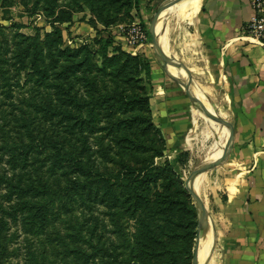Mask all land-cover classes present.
I'll use <instances>...</instances> for the list:
<instances>
[{"label": "rangeland", "instance_id": "obj_1", "mask_svg": "<svg viewBox=\"0 0 264 264\" xmlns=\"http://www.w3.org/2000/svg\"><path fill=\"white\" fill-rule=\"evenodd\" d=\"M132 10L0 0V264H193L204 159L153 124L149 66L120 39Z\"/></svg>", "mask_w": 264, "mask_h": 264}, {"label": "crops", "instance_id": "obj_2", "mask_svg": "<svg viewBox=\"0 0 264 264\" xmlns=\"http://www.w3.org/2000/svg\"><path fill=\"white\" fill-rule=\"evenodd\" d=\"M171 2L141 0L140 19L132 10L133 24L150 30L137 52L149 66L153 124L169 152L191 160L206 162L231 138L200 171L197 193L211 221L201 264H264V49L244 33L250 0H178L172 8L162 38L189 94L155 43Z\"/></svg>", "mask_w": 264, "mask_h": 264}, {"label": "built area", "instance_id": "obj_3", "mask_svg": "<svg viewBox=\"0 0 264 264\" xmlns=\"http://www.w3.org/2000/svg\"><path fill=\"white\" fill-rule=\"evenodd\" d=\"M252 6V18L244 28V33L251 39L254 45L264 49V0H250ZM121 40L125 47L134 52L146 47L147 35L140 24H133L121 34Z\"/></svg>", "mask_w": 264, "mask_h": 264}, {"label": "water", "instance_id": "obj_4", "mask_svg": "<svg viewBox=\"0 0 264 264\" xmlns=\"http://www.w3.org/2000/svg\"><path fill=\"white\" fill-rule=\"evenodd\" d=\"M177 1H178V0H172V2L169 4L168 8L166 9V11H165V13H164V17H163L162 22H161V27H160V29L158 30L157 34H156L155 43L159 44L162 48L164 47L163 44L161 43L162 33H163V30H164L165 24H166V22H167V19H168V17H169V14L171 13L172 8L174 7V5L176 4ZM163 50H164V52H165V55H166V57H167L169 63H170L173 67H175V68H177V69L179 70L180 75H181L182 85H183V87L185 88V91L188 93V90H187V88H186V86H185V74H184L183 69L181 68V66H180L179 64L175 63V62L171 59V57H170L169 54L167 53V50H165V49H163ZM188 94H189V93H188ZM190 96H191V95H190ZM190 98L192 99V97H190ZM192 100H193V99H192ZM193 102H194V101H193ZM227 126H228V128H229V130H230V133H231V131H232V130H231V127H230L228 124H227ZM230 141H231V138L228 140V142L226 143V145L221 149V153H222V152H223V151L229 146ZM211 160H212V159H206V160H205L206 162H203V163H202V164L196 169V173H195V175H197V173H198L199 171H201V169H202V167L204 166V164L210 162ZM195 175H194V176H195ZM186 188H187L188 192H189V193L195 198L196 203H197V205H198V207H199V210H200L201 214L205 217V221H206V241H205L204 244H203V249H205L206 246H207V237H208V235L210 234V231H211V221H210V218H209V214H208V212H207L205 206H204V205L200 202V200L198 199V196H197V194L195 193V191L190 187V183H189V182L186 184ZM193 264H199V256H198V253H197V255H196L195 259H194Z\"/></svg>", "mask_w": 264, "mask_h": 264}, {"label": "trees", "instance_id": "obj_5", "mask_svg": "<svg viewBox=\"0 0 264 264\" xmlns=\"http://www.w3.org/2000/svg\"><path fill=\"white\" fill-rule=\"evenodd\" d=\"M127 2L129 3V4H131L132 6H133V9L136 11V13H137V17H139V19H140V11H141V0H127ZM140 25L144 28V30H145V32H146V35H147V39H149L150 40V38H151V36H150V30L148 29V27H147V25L144 23V22H141L140 23ZM26 40H28V39H25V41ZM32 42H34V41H32ZM37 44H39V41L37 42ZM36 54V53H35ZM5 73V72H4ZM3 84H5L6 85V81H4V83H2L1 84V89H4V85ZM158 130V129H157ZM158 133H159V131H158ZM160 135V134H159ZM161 136V135H160ZM18 147V146H17ZM22 148V147H21ZM18 149V148H17ZM16 150V149H15ZM14 151V150H13ZM24 170V168L22 169V171ZM131 172H134V171H132V170H130ZM24 177H25V179H24V181L23 182H25L26 181V174L24 175ZM6 185H5V187H8V185H10L11 183H14V181L13 180H4L3 181ZM29 193V192H28ZM34 194V192L33 193H30V195H33ZM26 198H28L29 199V201L27 200L26 201V203L24 204V206H23V209L24 210H26V211H28L27 212V214L29 213H34V215H33V217H34V221L36 222V224L37 223H39V224H41V225H43V221H44V214H46V210L45 209H40L39 211H35V208L34 207H32V201H35L36 202V200L35 199H37V198H39V197H37V195L36 194H34L32 197L31 196H27V194H26ZM25 198V199H26ZM18 200H21V197H18L17 198ZM37 212V213H36ZM20 218V217H19ZM13 219H15V218H13ZM42 227L43 226H40V228L42 229ZM1 240H4V237H1L0 238ZM35 242H37V243H39L40 241L38 240V239H36L35 240Z\"/></svg>", "mask_w": 264, "mask_h": 264}, {"label": "bare ground", "instance_id": "obj_6", "mask_svg": "<svg viewBox=\"0 0 264 264\" xmlns=\"http://www.w3.org/2000/svg\"><path fill=\"white\" fill-rule=\"evenodd\" d=\"M179 7V5H177V7H175V10L177 9ZM163 17H164V15H163ZM160 27H161V23L159 24V26H158V29H157V32H158V30L160 29ZM161 43L163 44V49H165L166 50V47H165V45H164V43H163V38L161 37ZM202 87V86H201ZM195 89V88H194ZM201 91H203V90H201ZM205 91V90H204ZM200 96V95H199ZM205 96V95H204ZM225 132V131H224ZM221 141V140H220ZM220 141H217V143H219ZM217 143H216V145H217ZM221 144V143H220ZM221 154V150H218V151H216L214 154H212V155H210L207 159H212V160H214L215 158H217L219 155ZM195 180L197 179V177H195L194 178ZM195 191H197V188H196V186H195ZM205 218V217H204ZM200 249H199V252H198V256H199V264H200V262H201V260L203 259V256H204V254H205V252L207 251V249H208V246H209V243H210V240H211V231H210V234L208 235V237H207V246H206V248L205 249H203V244H204V242L206 241V222H205V220L203 219L202 220V227H201V236H200Z\"/></svg>", "mask_w": 264, "mask_h": 264}]
</instances>
